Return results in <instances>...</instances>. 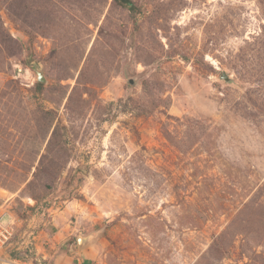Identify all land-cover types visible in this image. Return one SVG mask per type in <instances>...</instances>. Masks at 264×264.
I'll use <instances>...</instances> for the list:
<instances>
[{"label":"rangeland","instance_id":"rangeland-1","mask_svg":"<svg viewBox=\"0 0 264 264\" xmlns=\"http://www.w3.org/2000/svg\"><path fill=\"white\" fill-rule=\"evenodd\" d=\"M132 1L0 0L1 209L50 264H264V0Z\"/></svg>","mask_w":264,"mask_h":264},{"label":"built area","instance_id":"built-area-1","mask_svg":"<svg viewBox=\"0 0 264 264\" xmlns=\"http://www.w3.org/2000/svg\"><path fill=\"white\" fill-rule=\"evenodd\" d=\"M0 206V264H50L47 254L39 252L31 240L18 239L15 221L9 211ZM10 216V217H9ZM9 217V218H8Z\"/></svg>","mask_w":264,"mask_h":264},{"label":"trees","instance_id":"trees-1","mask_svg":"<svg viewBox=\"0 0 264 264\" xmlns=\"http://www.w3.org/2000/svg\"><path fill=\"white\" fill-rule=\"evenodd\" d=\"M117 4L127 8L129 11H134L135 10V4L133 3L132 0H113Z\"/></svg>","mask_w":264,"mask_h":264}]
</instances>
